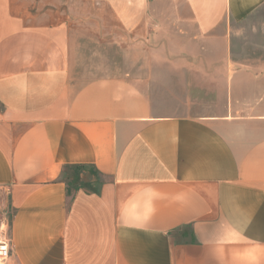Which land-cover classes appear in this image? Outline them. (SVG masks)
I'll return each mask as SVG.
<instances>
[{
	"label": "crops",
	"instance_id": "0c3cea01",
	"mask_svg": "<svg viewBox=\"0 0 264 264\" xmlns=\"http://www.w3.org/2000/svg\"><path fill=\"white\" fill-rule=\"evenodd\" d=\"M112 27L159 97L84 80ZM3 209L6 264H264V0H0Z\"/></svg>",
	"mask_w": 264,
	"mask_h": 264
},
{
	"label": "rangeland",
	"instance_id": "374dc122",
	"mask_svg": "<svg viewBox=\"0 0 264 264\" xmlns=\"http://www.w3.org/2000/svg\"><path fill=\"white\" fill-rule=\"evenodd\" d=\"M83 35L85 36L82 39V55L79 59H83L82 75H84V80L103 74L132 73L136 76L130 74V77L138 79L139 82L144 80L142 84L149 89V94L153 98L161 95L160 87L162 88L168 82V77L161 76L159 71L165 72L168 66L165 67L159 64L153 67L147 60H128L129 57L125 54L129 51L122 45L123 36L120 29L112 27L109 32L96 33L91 31ZM140 52L142 51L138 47L134 48L132 57L140 58L144 55ZM140 65H143V67ZM70 172H72L73 177L68 180V184H84V178L80 177L82 170H71Z\"/></svg>",
	"mask_w": 264,
	"mask_h": 264
},
{
	"label": "built area",
	"instance_id": "2783aa9c",
	"mask_svg": "<svg viewBox=\"0 0 264 264\" xmlns=\"http://www.w3.org/2000/svg\"><path fill=\"white\" fill-rule=\"evenodd\" d=\"M9 218L0 211V264H6L12 251L9 235Z\"/></svg>",
	"mask_w": 264,
	"mask_h": 264
}]
</instances>
